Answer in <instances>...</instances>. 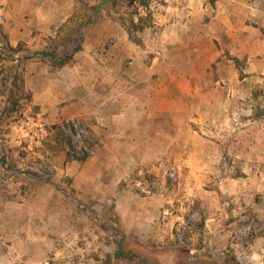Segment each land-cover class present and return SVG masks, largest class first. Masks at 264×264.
<instances>
[{
  "label": "rangeland",
  "instance_id": "rangeland-1",
  "mask_svg": "<svg viewBox=\"0 0 264 264\" xmlns=\"http://www.w3.org/2000/svg\"><path fill=\"white\" fill-rule=\"evenodd\" d=\"M130 1L98 7L101 0H75L54 37L38 43L33 27L27 42L10 44L16 25L36 18L25 15L21 0H0V264H264V0ZM170 1L171 10L162 12ZM190 5L201 9L196 20L183 14ZM161 12L166 24L188 19L209 35L213 47L204 45V54L216 58L205 68L211 76L204 87L220 106L212 114L222 118L228 104L236 109L235 134L219 142L210 138V159L198 162L205 176L179 170L175 160L161 181L147 167L119 176L120 164L132 169L134 162L93 153L94 136L77 121L45 124L25 86L29 65L53 72L70 64L59 66L48 55L72 57L83 47V27L93 24L112 27L109 35L117 26L130 30L128 43L139 53L123 49L126 61L158 56L153 22ZM139 17L141 32L129 24ZM115 41L105 38L104 48ZM180 52L187 53L178 57L183 64L194 58L190 49ZM228 180L235 185L226 186ZM149 191L164 192L167 203L160 202L168 213L162 216L181 218L167 238L173 254L165 257L130 227L133 214L148 209ZM118 235L124 236L123 253H132L127 259L113 258Z\"/></svg>",
  "mask_w": 264,
  "mask_h": 264
},
{
  "label": "crops",
  "instance_id": "crops-1",
  "mask_svg": "<svg viewBox=\"0 0 264 264\" xmlns=\"http://www.w3.org/2000/svg\"><path fill=\"white\" fill-rule=\"evenodd\" d=\"M84 1L91 5L97 0ZM74 2L21 0V10L26 11L25 15L30 19L35 16V24L29 25L26 21L16 25L8 37L10 44L27 42L33 27L39 32L34 39L38 43L41 38L54 37L58 28L69 19ZM171 5L170 1L162 12H169ZM200 10L190 5L183 7V14L187 18L196 17V20ZM162 12L154 15L153 22L158 49L156 57L131 56L126 61L129 56L123 53H139L128 43L127 30L117 26L109 35L112 27L102 23L83 27L86 34L82 49L75 52L70 64L61 70L49 72L40 67L32 71V65L26 67L25 86L42 121L60 126L69 121L81 123L94 136L93 153L134 162L132 169L120 164L119 176L141 172L140 169L147 167L161 181V172L168 168L171 160L177 161L179 170L188 167V174L205 176L208 172L202 169V161L210 159L211 152L205 148L212 144L210 138L216 137L218 142L223 138L228 140L237 128L236 109L230 104L223 106L222 118L212 114L220 106L211 101L204 87L205 77L211 76L206 74L205 68L216 58L214 54L208 55L209 50L208 56L204 54V45L207 49L213 47L209 35L198 27V23L193 29L188 19H183L184 24H166L168 15ZM109 36L115 37L116 41L105 49L104 41ZM185 48L191 50L194 58L190 56L183 64L184 60L178 57H187V53L178 54V50ZM118 143L131 147H119ZM87 176L85 171L84 179ZM92 179L90 176V181ZM228 181L226 186L235 185L230 182L233 180ZM219 186L225 189V183ZM149 193L151 197L146 198L151 202L148 209H143L141 215L133 214L130 227L139 239L152 240L157 254L165 257L173 254L170 251L173 246L168 245L167 238H171L172 230L178 227L175 220L181 218L162 216L161 213H168L160 202H165L164 192Z\"/></svg>",
  "mask_w": 264,
  "mask_h": 264
},
{
  "label": "trees",
  "instance_id": "trees-1",
  "mask_svg": "<svg viewBox=\"0 0 264 264\" xmlns=\"http://www.w3.org/2000/svg\"><path fill=\"white\" fill-rule=\"evenodd\" d=\"M136 0H131L130 1V6L131 5H133V3L135 2ZM102 4H106V3H109V2H113L112 0H102ZM102 4H100V6L99 7H101V5ZM130 26L131 27H133V28H135L136 29V31H138V32H141V31H143V29L145 28V26L142 24V20H141V18L139 17V19H137V23H134V21L133 20H131L130 21ZM127 34L129 35V38H130V30H127ZM2 45L4 46V48L5 49H7V40L4 38L3 39V42H2ZM78 51V48L77 49H75L74 51H73V53H75V52H77ZM52 60H54V62H56L57 64H59V66H61V65H64V64H67L70 60H71V57L69 56L68 58H65V59H62V60H59V59H55V57H54V55L53 54H49L48 55ZM124 240V236H121V235H118L117 236V241H116V250H115V253H114V255H113V258L115 259V260H119V259H127V258H129V257H131L132 256V253H129V252H127V253H123V251H122V241ZM108 258V257H107ZM107 264H109V262L107 263Z\"/></svg>",
  "mask_w": 264,
  "mask_h": 264
}]
</instances>
